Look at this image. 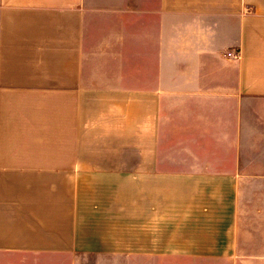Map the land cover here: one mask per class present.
Here are the masks:
<instances>
[{"label":"crops","instance_id":"obj_1","mask_svg":"<svg viewBox=\"0 0 264 264\" xmlns=\"http://www.w3.org/2000/svg\"><path fill=\"white\" fill-rule=\"evenodd\" d=\"M247 177L264 0H0V264L134 253L133 233L94 243L102 220L147 226L146 258L264 264Z\"/></svg>","mask_w":264,"mask_h":264},{"label":"rangeland","instance_id":"obj_2","mask_svg":"<svg viewBox=\"0 0 264 264\" xmlns=\"http://www.w3.org/2000/svg\"><path fill=\"white\" fill-rule=\"evenodd\" d=\"M91 197V196H90ZM90 200V198L88 199ZM92 201V198H91ZM238 206H240L239 223H246L248 232H264V177L245 178L244 189L238 194ZM91 212L94 210L91 209ZM86 228H92L90 236H95L98 241L94 243L101 244V249H107L109 240L115 234L124 235L126 232L134 234V253H123L118 256L107 254L86 253L83 256H55L53 258H35V257H7L6 264H192L195 262L189 259H179L173 257L167 258H146L141 256V240L136 234H140L147 229L143 224L126 223H95ZM146 228V229H145ZM88 230V229H87ZM122 242H125V239ZM103 252V251H101ZM128 255V256H127ZM248 259V258H246ZM213 264H235L233 260L215 258Z\"/></svg>","mask_w":264,"mask_h":264},{"label":"built area","instance_id":"obj_3","mask_svg":"<svg viewBox=\"0 0 264 264\" xmlns=\"http://www.w3.org/2000/svg\"><path fill=\"white\" fill-rule=\"evenodd\" d=\"M227 56L233 59H239V54L235 53L234 51L229 52Z\"/></svg>","mask_w":264,"mask_h":264}]
</instances>
